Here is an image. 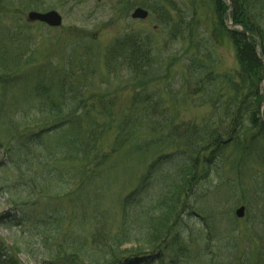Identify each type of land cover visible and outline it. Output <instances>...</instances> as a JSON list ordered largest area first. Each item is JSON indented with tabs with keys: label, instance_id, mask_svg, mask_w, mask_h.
Masks as SVG:
<instances>
[{
	"label": "rangeland",
	"instance_id": "rangeland-1",
	"mask_svg": "<svg viewBox=\"0 0 264 264\" xmlns=\"http://www.w3.org/2000/svg\"><path fill=\"white\" fill-rule=\"evenodd\" d=\"M2 3L0 65L11 75L18 60L20 75L17 86L10 81L0 85V142L11 140L9 128L17 129L12 132L17 136L51 129L60 121L49 117L51 108L34 99L28 83L52 63L72 65L78 72L75 85L84 87L75 101L57 102L58 111L76 112L79 128L95 131L96 140L87 144L91 156L86 159L63 146L70 145L75 133L62 137L61 132H49L40 148L20 157L11 154L10 159L6 146L0 147V242L6 251L21 264H106L111 253L119 264H264V141H252L248 126L241 139L253 142L250 154H234L232 146L226 147L224 159L209 168L192 196L188 192L193 210L179 215L182 227L177 233L184 242L177 254L172 253V235L164 245L149 241V221L163 213L164 182L177 177L183 166L167 136L170 129L220 124V103L232 96L224 78L238 69L236 53L209 0ZM150 6L161 12L153 13ZM137 7L149 12L146 20L130 18ZM49 11L62 17L61 27H27L28 12ZM228 16L229 9L224 28L236 29ZM261 20L264 26V13ZM130 35L146 38L152 49L153 72L146 85L145 80L131 81L128 73L118 74L119 69L109 74L104 68L106 49ZM75 54L80 61L73 60ZM204 70L212 83L204 89L217 87V104L208 90L194 93L201 87L196 74ZM260 89L264 97V81ZM161 155L169 157L168 163L126 205L125 199ZM82 169L85 174L80 176ZM239 207L245 208L240 219L235 217Z\"/></svg>",
	"mask_w": 264,
	"mask_h": 264
},
{
	"label": "trees",
	"instance_id": "trees-1",
	"mask_svg": "<svg viewBox=\"0 0 264 264\" xmlns=\"http://www.w3.org/2000/svg\"><path fill=\"white\" fill-rule=\"evenodd\" d=\"M209 1L213 4L215 13L220 18L218 24L224 30V36L233 44L238 69L233 77L224 78V85L228 89L227 94L232 92V96L229 95L228 99L220 103L219 109L222 113L220 124L198 125L189 123L188 125H175L167 135L171 143L177 147V151L181 154L183 166L177 177L173 178V180L167 177V181L165 180L164 182L165 191L160 203L163 213L154 221H149V241L152 243V240L159 241L164 245L169 240L168 236L172 235L174 236L172 253L175 252V254H177V248L184 242V238L177 233V229L182 227L179 215L193 210V207L187 203L186 197H188V192L192 196L198 182L205 179L208 175L209 168L224 159L226 147L232 146L234 154H240L241 156H245L246 154L248 156L250 154L249 149L253 142L250 144L245 139H241L245 136L246 126H248V130L254 132L251 138L252 141L255 139L264 141V124L261 121L259 111L264 99L260 89L264 76V64L260 60V58L264 59V26L261 20L264 13V0ZM22 4L23 2H21V9H23ZM3 5V3L0 4V6ZM31 5L35 8L36 3H31ZM149 9L153 13L155 11L161 12V8L159 7H156L154 10L150 6ZM228 9V17L232 25L241 27L247 35L238 29L226 30L224 28V16ZM27 27L30 26L27 25ZM17 31H20L19 28ZM151 50L150 43L146 38H139L134 35L126 36L117 40L106 49L104 68L109 74L115 72V69H119L118 74L128 73L132 77L131 81H136L137 83L139 80H145L144 84L146 85L149 82V76L153 72V55ZM87 54L86 52L82 55ZM72 58H74L73 60L79 59L80 61L79 55L75 54ZM13 68V74L6 75L4 71L7 69V66L0 65V85H6L7 82H11V84L17 86L20 75L18 60H16ZM83 68L86 69L87 67ZM202 68L203 66L199 67V69ZM206 73L207 71L204 70L202 73L196 74L200 75L195 79L197 81L196 85L199 84L198 86L201 87L197 91H194V93L198 94L203 91L207 92L208 90V94L213 96L211 100L212 104H214L215 101L220 99V95L217 87L204 89L205 85L208 87L212 84L209 81L211 80V75L203 76ZM75 74H78V72L72 65L60 66V64L52 63L48 67H41L37 71V74L32 77V80L28 82L31 84L32 90H30V94L33 95L34 99L48 104L51 108L49 117L60 121L54 124L51 129L44 128L37 132L21 133L17 136L14 134L17 133V129L14 127L16 131H13V127L9 128L8 133L11 140L9 139L10 141L7 144L0 142L1 148L6 146L5 152L9 154V159L12 157L11 154L20 157L26 151L31 152L32 149L40 148L44 144L45 134L48 135L49 132H61L62 137H65L68 133L70 135L75 133L76 136L73 140L72 136L70 137V145H63L65 146V150L73 151L66 152H74L77 156L81 154L82 158L85 159L91 156V154H88L90 151L87 150V144L96 141L94 139L95 131L90 129L82 132V129L78 125L79 122L75 117L76 112H68V114L64 115L58 111L59 106L57 102L66 103L67 101H75L80 96L82 97L81 93L84 87L75 85L73 77ZM137 84H143V82ZM213 86H215L214 82ZM29 87L30 85L28 84ZM79 104H82L84 109L87 107L84 100L80 101ZM83 115L88 118L87 113H83ZM66 126L69 127V130ZM64 128L67 129L66 133L63 132ZM98 130L102 131L100 128ZM71 146H73L72 149ZM59 149L62 150V147H59ZM167 158L169 157L161 155L152 162L147 169V173L140 180L139 187L128 199H125L126 205L130 206L132 203L130 201L135 200L143 192L151 176L164 163L165 165L168 163ZM257 158H260V156L258 155ZM237 161L240 163L241 160ZM202 167L203 170L199 171ZM84 171L85 169H82L79 175L83 176L85 174ZM202 173H204L203 177ZM38 219H41V217H38ZM175 235L178 237L176 236L175 238ZM74 254L76 257L81 255L79 252H75ZM109 255L111 258L106 260V264H119L120 261L118 262L116 255L112 253ZM0 264H21L13 253L5 250L1 242ZM133 264H139V262ZM212 264L214 263L212 262Z\"/></svg>",
	"mask_w": 264,
	"mask_h": 264
},
{
	"label": "water",
	"instance_id": "water-1",
	"mask_svg": "<svg viewBox=\"0 0 264 264\" xmlns=\"http://www.w3.org/2000/svg\"><path fill=\"white\" fill-rule=\"evenodd\" d=\"M148 17V12L141 9L136 8L131 14L132 20H146ZM26 21L28 23L40 22L49 27L57 28L62 24L61 16L55 11H49L46 13H38V12H29L26 17ZM235 216L237 218H242L244 216V208L240 207L235 211Z\"/></svg>",
	"mask_w": 264,
	"mask_h": 264
}]
</instances>
